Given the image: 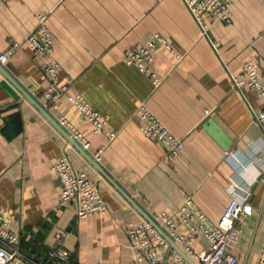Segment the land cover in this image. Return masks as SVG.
Instances as JSON below:
<instances>
[{"label":"crops","instance_id":"obj_1","mask_svg":"<svg viewBox=\"0 0 264 264\" xmlns=\"http://www.w3.org/2000/svg\"><path fill=\"white\" fill-rule=\"evenodd\" d=\"M39 14L47 15L53 37L58 84L68 83L69 93L82 95L106 123L94 135L66 95L45 111L56 123L63 117L76 126L90 143L85 151L91 158L105 146L97 164L149 217L191 197L215 223L232 197L248 193L252 212L236 222L240 233L228 252L236 264L255 262L264 238V163L253 161L252 153L262 148L264 121L256 125L250 109L258 112L264 102L249 89L234 91L224 66L233 74L249 59L264 66V0H232L226 25L206 16L208 37L184 0H0V54L20 43L0 66L42 107L49 80L42 59L24 42ZM155 33L172 48L152 52L151 69L161 79L156 88L123 62L126 49ZM141 103L183 141L177 156L142 134ZM62 154L96 182L105 213L78 220L75 203L61 202L52 166ZM0 213L19 236L22 264H56L47 252L58 232L66 234V264H134L140 254L125 227L144 217L1 72ZM192 246L201 251L207 241L198 236Z\"/></svg>","mask_w":264,"mask_h":264},{"label":"built area","instance_id":"obj_2","mask_svg":"<svg viewBox=\"0 0 264 264\" xmlns=\"http://www.w3.org/2000/svg\"><path fill=\"white\" fill-rule=\"evenodd\" d=\"M184 3L201 34L206 37L209 31L206 16L223 25L230 23L232 0H184ZM209 41L216 51L217 44ZM24 42L34 56L42 59V70L49 80V85L42 95V108L44 110L56 108L57 100L66 95L67 101L73 105L78 114L89 122L92 133L94 135L101 133L106 118L93 109L82 95L69 93L68 83L58 84L59 64L55 58L54 41L47 25L46 14L37 15L36 25L25 37ZM159 46L172 51L167 39L155 33L145 43L129 47L123 54V62L126 65L135 66L139 72L146 74L154 88L161 83V79L151 69L152 52ZM19 47L20 43L9 45L0 54V64L6 63ZM175 57L180 58L179 55ZM221 63L224 66V63ZM224 69L234 91L241 94L243 89H249L264 102V66H259L255 60L249 59L241 64V70L237 74L231 73L225 66ZM205 113L208 114V111ZM250 113L256 125L264 121V107L258 112L250 109ZM138 119L142 134L162 145L170 155L177 156L183 150V141L172 134L144 103L139 105ZM58 124L79 143L82 149H88L90 143L71 121L62 117ZM114 137L113 132L107 135L108 141L113 140ZM104 150L105 146H99L92 153L96 163H100ZM252 160L259 164L264 163V142L260 151H253ZM52 169L60 182L61 202L75 203V216L78 220L107 211V204L96 182L85 173L75 171L65 154L57 158ZM248 196V193L244 191L240 199L232 197L215 223L194 205L191 197H187L175 210L160 211L150 218L194 264H236L235 257L228 250L235 245L240 233L236 222L240 217L248 216L252 212ZM179 227L187 229V233L179 232ZM125 231L131 248L140 253L134 264L141 262L144 264H189L150 222L142 220L139 223H128ZM65 235V232H58L55 235L56 246L47 252V258L53 263L66 264L71 259L70 253L61 245ZM198 236H202L207 241L206 249L201 251H195L192 246ZM18 244L19 236L11 229L9 219L0 213V264L25 262L26 258ZM164 255L166 256L163 259ZM252 264H264V238L257 260Z\"/></svg>","mask_w":264,"mask_h":264},{"label":"water","instance_id":"obj_3","mask_svg":"<svg viewBox=\"0 0 264 264\" xmlns=\"http://www.w3.org/2000/svg\"><path fill=\"white\" fill-rule=\"evenodd\" d=\"M0 72L21 92V94L30 102L34 107L42 113V115L48 119L71 143L80 153L89 161V163L115 188L117 191L135 208L138 212L144 217V219L152 224L169 242V244L189 263L194 264L159 228L158 226L151 220V218L146 215L137 205L134 203L130 197L124 193L122 189L118 187V185L110 179V177L105 173L103 169L90 157V155L82 149V147L63 129L58 123H56L52 117L39 105L35 99L31 95H29L22 87H20L9 75L8 73L0 66Z\"/></svg>","mask_w":264,"mask_h":264}]
</instances>
